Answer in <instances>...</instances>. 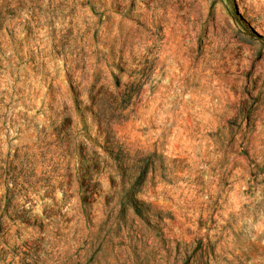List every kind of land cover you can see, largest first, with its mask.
<instances>
[{
	"label": "rangeland",
	"instance_id": "1",
	"mask_svg": "<svg viewBox=\"0 0 264 264\" xmlns=\"http://www.w3.org/2000/svg\"><path fill=\"white\" fill-rule=\"evenodd\" d=\"M0 264H264V0H0Z\"/></svg>",
	"mask_w": 264,
	"mask_h": 264
}]
</instances>
